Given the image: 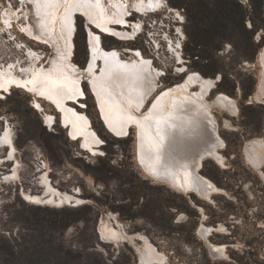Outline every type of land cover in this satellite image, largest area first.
<instances>
[{
	"label": "rangeland",
	"instance_id": "rangeland-1",
	"mask_svg": "<svg viewBox=\"0 0 264 264\" xmlns=\"http://www.w3.org/2000/svg\"><path fill=\"white\" fill-rule=\"evenodd\" d=\"M163 1L156 12L132 13L131 22L142 23L134 39L119 41L99 33L100 39L104 48L118 49L123 58L131 57L126 51L131 48L149 57L163 73L154 93L190 71L219 76L207 98L222 92L235 100L237 112L233 116L212 108L223 140L218 148L223 162L206 158L200 173L220 191L207 200L152 180L138 161L137 129L129 127L122 137L110 132L86 79L81 101L70 105L89 117L102 139L97 152L81 148L79 138L68 134L52 102L12 87L0 92V264L264 262V100L252 97L264 74L259 55L264 47V0ZM105 3L108 7L110 0ZM217 4L227 12L219 22L212 13ZM5 12L13 16L9 25ZM86 22L76 17L72 59L80 67L88 55ZM28 24L38 31L30 0H0V68L10 64L22 76L33 63L29 48L41 55L38 62L46 67L56 55L50 45L26 35L21 26ZM253 25L257 49L246 44L244 29ZM46 114L54 116L52 124ZM7 130L14 150L3 139ZM253 139L262 141L253 152L255 160L245 149ZM46 179L60 193L82 202L52 200ZM201 224L214 228L206 238L198 234ZM206 239L224 250L211 256Z\"/></svg>",
	"mask_w": 264,
	"mask_h": 264
},
{
	"label": "bare ground",
	"instance_id": "bare-ground-1",
	"mask_svg": "<svg viewBox=\"0 0 264 264\" xmlns=\"http://www.w3.org/2000/svg\"><path fill=\"white\" fill-rule=\"evenodd\" d=\"M30 1L38 19V31L30 24L21 26V29L30 38L53 47L56 55L46 67L38 62L41 55L29 48L27 52L33 63L26 68L28 75L17 74L10 64L0 68V92L22 87L44 97L59 110L63 126L73 139L79 138L81 148L97 152L99 149L96 147L103 143L102 139L89 117L70 105L71 102L81 101L84 94L82 80L86 79L110 132L122 137L129 127L137 129L138 161L152 180L165 183L179 192L191 191L207 200L214 192H219L220 189L200 173L206 158L223 162V156L218 151L223 140L218 133L217 118L212 108L216 106L233 116L237 112L235 100L222 92L212 100L207 98L219 76L206 77L198 71H190L181 81L154 93L158 78L163 73L153 65L152 60L139 49L132 48L126 50L131 57L123 58L118 49L104 48L100 39L99 33L119 41L134 39L141 33L142 23L140 19L131 22L132 13L156 12L164 7V1L110 0L108 7L105 0ZM174 11L180 17L177 10ZM77 16L87 20L88 55L84 67L78 66L72 59ZM12 17L6 12L3 14L7 25L11 24ZM259 52L261 63H264V47ZM175 54L181 62L183 59L178 49ZM262 75L252 95L259 101L264 100ZM34 105L41 108L37 101ZM44 118L49 124L54 122L51 114H46ZM9 134L7 130L3 139L14 150ZM261 143L260 139L247 142L245 149L251 159H254L256 154L253 152ZM46 186L51 199H56L57 203L82 202L79 198L60 193L47 179ZM213 229L201 224L198 234L206 238ZM207 242L211 256L224 250V246Z\"/></svg>",
	"mask_w": 264,
	"mask_h": 264
},
{
	"label": "trees",
	"instance_id": "trees-1",
	"mask_svg": "<svg viewBox=\"0 0 264 264\" xmlns=\"http://www.w3.org/2000/svg\"><path fill=\"white\" fill-rule=\"evenodd\" d=\"M207 9V8H206ZM208 10V9H207ZM209 11V10H208ZM213 15H214V17L217 19V22H219L218 21V19H220L221 17H222V15L223 16H227V12H226V8L225 7H223L221 4H217L215 7H214V10H213ZM243 18H244V13H241V19H240V21H239V23L242 25L243 24ZM214 28H215V30L216 31H218V24H216V25H214L213 26ZM256 26L255 25H253L250 29H244L245 31H246V33H247V37H246V44L247 45H249V46H251V47H254L255 49H257V47H258V44H256L255 42H254V40H253V34H254V32L256 31ZM205 74H207V75H211L210 73H205ZM213 74H214V72H213ZM220 86V85H219ZM249 94V93H248ZM248 94H245V96H247ZM258 264H264V262H262V263H258Z\"/></svg>",
	"mask_w": 264,
	"mask_h": 264
},
{
	"label": "snow or ice",
	"instance_id": "snow-or-ice-1",
	"mask_svg": "<svg viewBox=\"0 0 264 264\" xmlns=\"http://www.w3.org/2000/svg\"><path fill=\"white\" fill-rule=\"evenodd\" d=\"M157 2L159 3V0H157ZM261 40H264V36H261ZM37 107H38V105H37ZM0 119H2V118H0Z\"/></svg>",
	"mask_w": 264,
	"mask_h": 264
},
{
	"label": "water",
	"instance_id": "water-1",
	"mask_svg": "<svg viewBox=\"0 0 264 264\" xmlns=\"http://www.w3.org/2000/svg\"><path fill=\"white\" fill-rule=\"evenodd\" d=\"M128 131H129V130L127 129V132H126V134H128ZM114 135H115V134H114Z\"/></svg>",
	"mask_w": 264,
	"mask_h": 264
}]
</instances>
